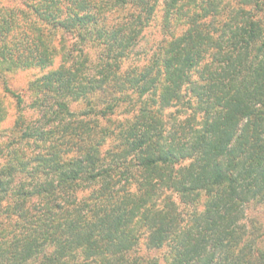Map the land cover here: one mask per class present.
I'll return each instance as SVG.
<instances>
[{"label": "trees", "instance_id": "obj_1", "mask_svg": "<svg viewBox=\"0 0 264 264\" xmlns=\"http://www.w3.org/2000/svg\"><path fill=\"white\" fill-rule=\"evenodd\" d=\"M58 56L23 105L10 75ZM0 78L19 111L0 143V264L50 245L42 264H130L143 237L169 264H264L243 223L264 201V0H11Z\"/></svg>", "mask_w": 264, "mask_h": 264}, {"label": "rangeland", "instance_id": "obj_2", "mask_svg": "<svg viewBox=\"0 0 264 264\" xmlns=\"http://www.w3.org/2000/svg\"><path fill=\"white\" fill-rule=\"evenodd\" d=\"M11 0H0V6L4 3ZM236 2L237 0H225ZM164 34L162 32V20L161 13L159 12L152 22L151 26L145 30V36L141 39L140 44L136 48L140 53L138 57H142L144 61L148 59V57L152 54L154 49L158 46L160 41L163 39ZM74 40L70 38V43H74ZM136 50V51H137ZM85 51L91 55V59L95 58L96 47L92 45H88L85 48ZM136 59L137 56H136ZM61 57L58 56L53 65L47 68L33 67L28 69H19L13 74L10 75L8 80V86L15 91V93H19L23 96L24 102L23 105L30 104L34 99V93L32 91V87L30 83L45 74L49 70L57 68L61 64ZM129 60L127 65L132 63ZM137 61V60H134ZM5 84L3 83V79L0 78V93L3 97L5 95L6 103L9 107V114L6 119L0 123V143H7L12 137L13 132L12 129L15 124L16 116L18 115V106L16 98L10 93L4 92ZM172 111H174L172 109ZM25 114L28 118H36L38 112L35 109H25ZM184 206H182L183 208ZM197 207L202 208V205H197ZM185 208V207H184ZM243 223H245L250 229L254 231V238L257 241V247L259 250H264V201L258 202L254 201L247 205L245 217L243 219ZM11 227H7L10 229ZM5 230L0 229V239ZM252 237V236H251ZM54 250V246H46L42 250L39 251L38 257L30 262L29 264H42L45 263V258L52 254ZM168 247L164 246L162 248H152L147 245L146 239H143L134 247V250L130 253V256L127 257L130 264H169L167 260V256L169 254ZM82 259L79 255L74 256L69 259V264H74L77 262H81ZM59 264V263H58ZM60 264H63L61 262Z\"/></svg>", "mask_w": 264, "mask_h": 264}]
</instances>
